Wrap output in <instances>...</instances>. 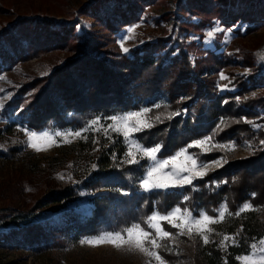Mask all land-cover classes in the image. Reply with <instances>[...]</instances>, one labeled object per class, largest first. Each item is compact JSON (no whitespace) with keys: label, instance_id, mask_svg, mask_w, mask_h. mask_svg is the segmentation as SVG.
Returning a JSON list of instances; mask_svg holds the SVG:
<instances>
[{"label":"trees","instance_id":"obj_1","mask_svg":"<svg viewBox=\"0 0 264 264\" xmlns=\"http://www.w3.org/2000/svg\"><path fill=\"white\" fill-rule=\"evenodd\" d=\"M104 1L105 4L100 3L99 8L96 4L92 5L94 11L90 10V17H95L111 35H118L122 27L139 22L144 16V5L158 1L165 3V0ZM210 1L205 4L204 0H180L179 8L185 6L193 11L212 14L216 11L212 6L219 7L217 13H223L225 23L234 16L257 22L264 12V0H217L215 5L213 0ZM169 19L173 23L167 35L144 42L133 48L131 54H122L121 63L116 66L100 57L97 47L101 36L81 35L76 29L78 22L54 26L47 20L36 23L30 19L23 20L25 24L20 26L19 21L17 24L20 27L17 29L20 34L9 38L14 49L2 56L0 72L12 68L18 61L30 60L63 45H73L74 41L76 56L66 60L49 76L34 78L20 89L8 105L11 110L6 112L9 116L15 115L12 124L19 122L33 129H80L98 116L106 117L139 109L147 104L152 109L149 115L154 126L140 132L139 137L146 146L162 144L161 156L172 155L206 134H212L221 142L253 136L255 131L244 122V116L253 114L257 104L264 105V98L244 96L260 78L250 75L238 83L236 90L220 94L212 81H204L201 77L209 68L192 63V46L187 42L192 23L178 13ZM203 19L201 26L207 23L210 16ZM208 52L217 64V53L214 57V51ZM260 77L264 81V75ZM43 82L44 85L41 84ZM37 85L40 88L29 94L24 102L23 93ZM161 94L167 96L170 105L156 107L155 100ZM237 95L240 96L239 104ZM184 107L188 110L187 116L181 113ZM177 112L180 114L168 118L170 113ZM156 116H160V121L155 120ZM222 119L225 121L223 125ZM93 137L91 135L90 138ZM89 145L92 146V140ZM113 152L120 153L115 160L110 156ZM221 153L223 151L220 149L216 150V156ZM211 156L201 155L203 158ZM120 159L121 144H110L96 157L93 173L82 181L83 187L88 190L95 191L100 187L108 189L95 197L96 210L92 215L85 216L67 210L66 220L34 223L14 229L12 234L4 236L14 237L15 243L40 249L45 246L47 232L69 234L74 231L76 236L82 237L105 230L120 231L134 222L142 221L156 210L167 213L175 206H188L195 213L205 210L214 215L213 209H218L222 203H227L232 213L245 202L251 203L256 209L264 205V148L249 158L228 163L220 170L209 171L202 179L195 180L192 186L151 192H139L138 178L142 175L141 165L144 163L128 165ZM57 186L58 189H53L45 196L46 204L49 201L61 203L78 195V187L61 183ZM183 196H187L188 200L185 201ZM163 225L174 231L166 222ZM213 226L216 230L211 236L213 242L199 248L205 264H225V261L227 264H241L236 257L247 254L249 245L264 237V219L259 210L246 211L240 216H226L223 222ZM17 234L22 236L19 240V236H15ZM224 235L235 236L239 246L227 242L226 248L219 247ZM160 252L166 258L175 257L163 249Z\"/></svg>","mask_w":264,"mask_h":264},{"label":"rangeland","instance_id":"obj_2","mask_svg":"<svg viewBox=\"0 0 264 264\" xmlns=\"http://www.w3.org/2000/svg\"><path fill=\"white\" fill-rule=\"evenodd\" d=\"M103 1L0 0V60L6 51L12 52L14 49L9 38L14 34L19 35V27L25 24L24 21L31 19L32 22L36 23L40 20H47L53 23L54 26L70 25L78 22L76 29L81 35L97 34L101 36L100 45L97 47L99 54H101L100 57L110 61V65L116 66L121 63L122 54H131L133 48L140 46L144 42L167 35V31L170 30L171 23H173L169 18L171 15L175 17L178 13L180 17L192 23L190 38L187 41L192 46L190 57L193 64H200L209 68L208 71L206 70L201 74L204 81H212L218 92L224 94L226 91L236 90L241 80L246 79L248 76L250 77V75H255L260 78V81L246 92L244 97L264 98V81L260 77L264 75V62H258L256 56L258 51L264 49V12L260 17L261 19L257 22L245 21L240 16H234L225 23L222 18L224 16L223 13H217L219 7L215 8V6H212L213 10L216 11L212 12V14H207V12L205 13L201 10H190L191 8L188 9L185 6V8L183 6L179 8L180 0H165V3L158 1L144 5V16L139 22L122 27L118 35H111L103 28L100 22H97L95 17H90V10L94 11V6L92 5L96 4L98 7ZM225 1L228 2L230 0ZM204 2L207 4L211 1L204 0ZM215 2L217 0H213L214 5L216 4ZM208 15L210 19L205 25L201 26L204 21L203 18ZM19 21L21 23L18 27L17 23ZM200 22L201 24H199ZM217 22L222 29L232 30L230 39L227 31L215 33L211 38L207 36V32L213 31ZM130 28L135 29L133 38L122 40L123 37L129 36L128 29ZM122 43L124 47L129 49L128 52L123 51ZM70 44L63 45L55 50L46 51L30 60L18 61L12 68L3 69L0 72V77L6 78L0 79V101H3V107L0 108V145H3V147H0V264H145L146 258L139 253L117 250L107 244L97 247L80 244L82 239L91 238L104 232H115L113 230L100 231L97 234L83 235L82 237L76 236L74 231H70L69 234L57 231L47 232L48 238L45 246L40 247V249L32 247L33 245H30V247L18 244V242L15 243L13 241L14 237L4 236V234L9 235L14 229H22L34 223H56L66 220L68 219L67 210L85 216L92 215L96 210L95 197L99 193L108 191L104 187H100L95 191L83 187L82 181L86 180L94 171L91 166L93 164L96 165V157L102 154V151L107 149L110 144L113 145L118 142L121 144L120 161L123 162L125 159L126 145L124 138L111 130H109L111 138L105 136L103 130H89L83 133V136H86L87 139L69 136L68 141L70 142H64L63 137H57V143L47 147L46 150L37 152L27 147L26 143H24L27 137L21 129L27 128L37 132L48 130L52 133L56 131L75 132L84 129L90 123L80 129L72 127L33 129L19 122L12 124L14 122L13 119H16L15 115L9 116L6 113L11 110L8 106L10 101L13 100L25 84H28L27 82L32 81L34 78L49 76L66 60L76 56V50L73 48L75 41L73 45ZM210 50L214 51V57L216 56L215 53H217V64L213 62L212 57H209L208 51ZM3 68H5L4 65ZM221 73H224L229 79L222 80L220 78ZM41 84L44 85L45 83ZM224 85L228 87L223 89ZM56 87L58 89V86ZM39 88L37 85L25 91L23 93L24 102L27 101L29 94L36 92ZM5 97L9 98L5 99ZM237 97L240 99V96L237 95ZM237 97L236 101L239 104ZM162 104L170 105V101L164 94L159 95L155 100V105L160 106ZM256 106V108H253V114L244 116V120L264 125V105L257 104ZM145 107L151 109L149 105L145 104L139 109L98 117L100 118V123L107 127L111 123L108 117L140 111ZM181 113L187 116V108H182ZM149 114L150 112L147 116L150 118ZM96 127H99V125ZM251 128L255 131V134L251 137L228 139L226 142H221L215 136L213 137L212 134H206L196 139L202 140L206 137H212L210 144L206 145V147L214 144L228 145L234 142L237 147L233 151L220 149L223 153L216 156L218 148H213L211 151L204 153L205 155H213L210 158L201 157L202 152L199 148H194V150L190 148L188 151L189 153H199L200 161L209 164L224 157L228 161L227 163H224L221 167H212L209 171L220 170L228 163L231 164L233 161L249 158L258 150L264 148V145L260 144V141L264 140V128L254 129L252 125ZM91 135L94 137L90 138ZM135 137L143 144L139 133H136ZM91 140L92 146L89 145ZM249 144H251V148L248 147ZM119 154V152H113L110 156L113 158V155L116 157ZM172 155L162 157L168 158ZM180 162L178 160L177 163ZM143 163L145 164L146 161L142 160L140 165ZM61 174L64 177L63 179L60 178ZM59 183L78 187V195L61 203L49 201L46 204L45 196L54 191L53 189H58L57 185ZM141 191L144 192L140 189L139 192ZM180 207L188 208V206ZM257 209L260 211L261 218L264 219V205ZM200 211L198 210L197 213L193 212V214L196 215ZM160 213L165 214V212ZM212 227L214 228L213 225ZM172 229H174L173 233L177 231L175 228ZM15 236H19L17 240L22 237L20 234ZM211 236H213V233L210 235V240ZM227 242L232 241L229 240ZM227 242L226 244H228ZM165 243L168 242L165 241ZM204 245L202 239L193 233L192 239L187 236L177 237L176 247L170 253L175 256L172 259L166 258L161 252L160 254L170 264H205L199 250ZM153 264H156V262L153 261Z\"/></svg>","mask_w":264,"mask_h":264},{"label":"snow or ice","instance_id":"obj_3","mask_svg":"<svg viewBox=\"0 0 264 264\" xmlns=\"http://www.w3.org/2000/svg\"><path fill=\"white\" fill-rule=\"evenodd\" d=\"M227 31L229 33V39L231 29L225 30L219 26L217 22L216 27L213 31H208L207 36L213 37L215 33ZM129 36L123 37L122 40L133 38L135 33L134 28L128 29ZM227 42V41H226ZM124 52H128L129 49L121 44ZM258 62H264V49L256 53ZM222 80L229 79L224 73L220 74ZM0 79H6L5 77H0ZM228 86L224 85L223 89ZM222 89V90H223ZM255 95V94H254ZM9 97H5L7 99ZM239 100V97H237ZM3 107V101H0V108ZM156 107H159L157 105ZM151 111L149 108H142L140 111H132L123 114L113 115L108 117L111 123L105 127L100 123V118L97 117L90 121V124L82 130L75 132H60L56 131L52 133L48 130H43L37 132L35 130H29L27 128L21 129L27 137L26 143L27 147L34 149L35 151L46 150L47 147L57 143V137H63L64 142L68 141L69 136L75 138H84L83 133L89 130L101 131L105 136H109V130L122 135L124 138V143L126 145L125 159L123 163L129 165H140L141 161H146L143 168L142 175L138 178L139 187L144 192H151L155 189H176L184 188L185 186H192L193 182L197 179H202L208 174V171L212 167H221L224 163L228 161L221 157L219 160L212 161L211 164L204 163L199 159V153H189L190 148H199L202 153L211 151L213 148H218L221 150L233 151L237 145L232 142L228 145L214 144L210 147L209 145L212 137H206L202 140H195L191 144L187 145L185 148H181L176 151L172 156L168 158H163L161 155L162 144H156L152 147H147L140 142L139 139L135 137L136 133L143 132L154 126L151 118L147 114ZM180 113H170L168 118L171 119L172 116L179 115ZM156 121H160V116L155 117ZM244 122L252 125L254 129L264 128V125L257 124L254 121ZM221 124H225L222 119ZM99 125V127H96ZM218 125V129H219ZM222 130V129H220ZM95 142V141H94ZM261 145H264V140L260 141ZM3 147V145H0ZM251 148V144L248 145ZM113 159L116 157L113 155ZM180 160V163H177ZM93 169L96 165L91 166ZM63 179V175H60ZM131 179V177H129ZM70 179V177H69ZM255 195V193H253ZM184 200L187 201L188 197L185 196ZM253 205L249 202H245L239 209L232 213L227 203H223L218 209H213L214 215L208 214L207 211L201 210L198 214L194 215L193 211L187 207L181 208L180 206L174 207L172 210L165 214H161L158 211H154L151 215H148L140 222H134L120 231L115 232H104L97 236L82 239L80 244H88L93 247L101 246L104 244L111 245L117 250H124L131 253H139L146 258L145 264H170L166 261L164 257L160 254V249L171 253L176 247L177 237L187 236L189 239L193 238V233L202 239L205 245L213 242L210 240V235L216 230L212 225L219 224L223 222L227 217L233 215L240 216L241 213L246 211H257ZM163 222L170 225L171 228H175L177 231L173 233L171 230H166L163 226ZM219 235V233H217ZM236 235H239L237 233ZM231 240L236 246H239L238 241L235 236L224 235L223 239L219 242V247L226 248V242ZM167 241L168 243H165ZM250 251L247 254L239 255L236 257L241 264H264V237L260 238L258 241L254 240L250 245ZM227 264V261H225Z\"/></svg>","mask_w":264,"mask_h":264}]
</instances>
